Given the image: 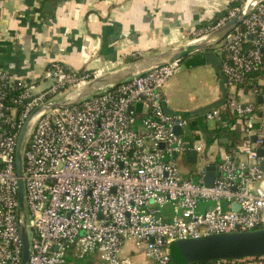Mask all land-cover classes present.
<instances>
[{
    "label": "built area",
    "instance_id": "1",
    "mask_svg": "<svg viewBox=\"0 0 264 264\" xmlns=\"http://www.w3.org/2000/svg\"><path fill=\"white\" fill-rule=\"evenodd\" d=\"M245 1L227 8L192 38L224 23ZM212 49L226 94L221 104L200 112V120L206 124L230 113L241 123L240 141L213 161L204 157L194 173L183 172L177 157L195 149L196 163L202 153V141L188 136L189 117L197 116L167 113L162 106V86L177 72L179 61L130 76L73 105L48 108L35 118L22 165L26 264H66L70 255L88 258L81 264H132L121 253L126 241L155 264H174L169 243L175 239L264 228V117L259 113L264 103V0ZM97 75L50 60L39 78L12 80L0 65V264L21 259L15 145L25 118L40 103ZM210 162L217 164V174L206 185ZM191 264H264V254Z\"/></svg>",
    "mask_w": 264,
    "mask_h": 264
},
{
    "label": "crops",
    "instance_id": "2",
    "mask_svg": "<svg viewBox=\"0 0 264 264\" xmlns=\"http://www.w3.org/2000/svg\"><path fill=\"white\" fill-rule=\"evenodd\" d=\"M229 2L0 0V65L12 80L39 78L50 60L102 75L122 65L133 53H152L192 40L194 29L226 11ZM200 56L199 51L186 56L192 58L191 64H186L175 86L178 90L191 89L185 107L188 113L220 97V81L224 83L223 75L210 64L195 62ZM179 63L180 69L182 62ZM162 91L166 105L173 109L175 101ZM243 97L251 99V95ZM259 113L264 117V103ZM194 116L197 117L191 116L188 129L202 141L204 157L213 161L240 141L241 123L230 113L210 124L200 120V113ZM121 253L129 255L132 264H155L142 248L135 249L131 241H126Z\"/></svg>",
    "mask_w": 264,
    "mask_h": 264
},
{
    "label": "water",
    "instance_id": "3",
    "mask_svg": "<svg viewBox=\"0 0 264 264\" xmlns=\"http://www.w3.org/2000/svg\"><path fill=\"white\" fill-rule=\"evenodd\" d=\"M262 1L263 0H249L247 3L245 1L241 9L232 17L227 19L215 29L205 33L203 36H198L193 42L189 40L184 44L137 57L111 71L91 78L89 81L80 86L69 89L58 97L46 100L32 109L22 124L15 145V169L18 176L17 225L22 241L21 259L19 264H26L29 257L27 208L23 192L22 165L23 150L26 143L27 132L35 118L48 108L73 105L82 98L87 97L98 90L112 86L130 76L146 72L160 65L173 61H179L181 58L194 51L201 52L203 61L210 64L215 72L222 74V70H220L219 57L212 49L213 44L221 40L227 32L236 26L242 18L249 14L255 6ZM50 3L51 2H47V5H50ZM220 88V97L190 110L188 114L194 115L221 104L226 94L223 81H220ZM257 98L258 101H261L260 95H258ZM162 106L164 111L167 113H172L174 111L166 105L165 101L162 102ZM220 118H223V114H221ZM175 131L179 132V128L176 127ZM256 153L258 156H262L263 148H258ZM196 156L197 152L195 149H188L185 152V158L191 163L196 160ZM260 166L264 169V159L260 160ZM205 169V184L211 185L214 176L217 174V164L215 162H210L205 165ZM173 252L178 253L179 264H191L217 258L262 255L264 254V228L231 230L203 235L197 238L188 237L175 239L169 243V253L171 259H174Z\"/></svg>",
    "mask_w": 264,
    "mask_h": 264
},
{
    "label": "rangeland",
    "instance_id": "4",
    "mask_svg": "<svg viewBox=\"0 0 264 264\" xmlns=\"http://www.w3.org/2000/svg\"><path fill=\"white\" fill-rule=\"evenodd\" d=\"M220 16H218V17H220ZM215 17L213 18L214 20L212 19L213 21L210 20L209 22H207L206 24H204L200 28H205L207 25H213L215 22H217V19H218V17L217 18H215ZM197 30L198 29H194V32L197 31ZM190 36H191L190 38H192L194 36V33H191ZM146 54H149V53H146ZM146 54H137V55L131 57L130 59H126L123 62V64H125V63L129 62L130 60H133V59H135L137 57H140L142 55H146ZM199 55H201V52H199ZM191 59L192 58H185V60H184L185 63L182 62L181 66H180V69L177 70V72H175L174 74H172L162 86V89L168 94L170 100L172 98L175 101L174 105L172 104L173 110L176 109L175 111L183 113L185 115L188 114V112H187L188 109H186L185 107H187L186 104L189 103L188 102V100H189L188 97L191 95V89H189V90H185V89L178 90L177 87H175V86L178 85V83L180 81L179 76L184 70H186V64L189 63ZM168 82H170L169 86H168ZM180 107H184V109H179ZM191 120H193L192 117H189V123L191 122ZM210 123L211 122L209 121L208 124H210ZM193 134H194L193 131L188 132V136L189 137H193ZM177 158L179 160V163L181 164V168H182L183 172H185L187 169H191L192 172L194 173L196 171V169H198L202 164L205 163L204 155L202 153H199V158H198L196 163H188L185 160V156H183V155L182 156L178 155ZM194 178H195V176H194ZM173 255H174L173 256L174 260H177L178 259V253L173 252ZM85 261H86V257L85 258H80V259H74V257L70 255V256H67L65 258V263L66 264H81V263H83Z\"/></svg>",
    "mask_w": 264,
    "mask_h": 264
},
{
    "label": "trees",
    "instance_id": "5",
    "mask_svg": "<svg viewBox=\"0 0 264 264\" xmlns=\"http://www.w3.org/2000/svg\"><path fill=\"white\" fill-rule=\"evenodd\" d=\"M243 1H244V0H230V2L228 3V8H229V7H233V6L240 5V4L243 3ZM246 1H247V0H246ZM226 12H227V10L218 13V14L216 15L215 18H217V17L220 16V15L226 14ZM213 20H214V19H213ZM213 20H212V21H213ZM186 56H187V55H186ZM186 56H184L183 58H181V59L179 60V62H180V61L183 62V60H185ZM202 61H203V56H200L199 58H197V60H196L195 62H202ZM184 62H185V61H184ZM179 64H180V63H179ZM188 64H191V62H189ZM83 70H84V69H83ZM85 70L90 71V72L92 71V70H90V69H85ZM260 72H261V71H259V72H254V73H252V75L258 74V73H260ZM262 72H263V71H262ZM256 112L258 113L257 110H256ZM172 262H173L174 264H179L178 259H177V260L172 259Z\"/></svg>",
    "mask_w": 264,
    "mask_h": 264
},
{
    "label": "bare ground",
    "instance_id": "6",
    "mask_svg": "<svg viewBox=\"0 0 264 264\" xmlns=\"http://www.w3.org/2000/svg\"><path fill=\"white\" fill-rule=\"evenodd\" d=\"M247 2H248V1H247ZM247 2H246V3H247ZM201 36H202V35H201ZM199 37H200V36H199ZM195 38H197V37H195ZM195 38H192V40H191V41H192V42H193V41H195V40H194Z\"/></svg>",
    "mask_w": 264,
    "mask_h": 264
}]
</instances>
